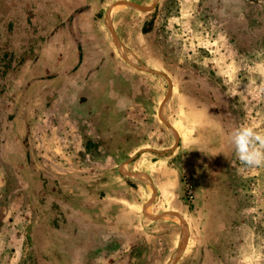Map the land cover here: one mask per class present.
Returning <instances> with one entry per match:
<instances>
[{
    "label": "rangeland",
    "instance_id": "rangeland-1",
    "mask_svg": "<svg viewBox=\"0 0 264 264\" xmlns=\"http://www.w3.org/2000/svg\"><path fill=\"white\" fill-rule=\"evenodd\" d=\"M111 2L0 0V264H264V0Z\"/></svg>",
    "mask_w": 264,
    "mask_h": 264
},
{
    "label": "clouds",
    "instance_id": "clouds-1",
    "mask_svg": "<svg viewBox=\"0 0 264 264\" xmlns=\"http://www.w3.org/2000/svg\"><path fill=\"white\" fill-rule=\"evenodd\" d=\"M229 143L242 166L264 167V133L249 126H241L229 134Z\"/></svg>",
    "mask_w": 264,
    "mask_h": 264
},
{
    "label": "crops",
    "instance_id": "crops-1",
    "mask_svg": "<svg viewBox=\"0 0 264 264\" xmlns=\"http://www.w3.org/2000/svg\"><path fill=\"white\" fill-rule=\"evenodd\" d=\"M160 2L161 0H112L111 9L108 12L115 13L117 9L121 10V8H132L129 10H137L140 12L142 11L143 13H151L154 10L153 8L157 7ZM180 255H184L183 250L181 251ZM178 256L179 254L176 255V257Z\"/></svg>",
    "mask_w": 264,
    "mask_h": 264
}]
</instances>
